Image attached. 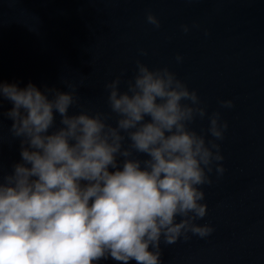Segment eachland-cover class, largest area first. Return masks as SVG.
<instances>
[{
	"label": "clouds",
	"instance_id": "1",
	"mask_svg": "<svg viewBox=\"0 0 264 264\" xmlns=\"http://www.w3.org/2000/svg\"><path fill=\"white\" fill-rule=\"evenodd\" d=\"M147 20L161 25L152 11ZM122 79L105 84L111 111H70L79 104L71 81L66 90L0 81L21 153L0 173V264H163L162 242L214 232L198 222L208 211L202 186L225 172L228 121L167 65L137 58L124 90ZM197 116L206 129L190 126Z\"/></svg>",
	"mask_w": 264,
	"mask_h": 264
},
{
	"label": "water",
	"instance_id": "2",
	"mask_svg": "<svg viewBox=\"0 0 264 264\" xmlns=\"http://www.w3.org/2000/svg\"><path fill=\"white\" fill-rule=\"evenodd\" d=\"M137 58L167 65L229 123L220 141L225 172L202 186L208 211L198 222L215 230L162 242L163 264H264V0H0V81L65 90L71 81L79 104L70 111H111L105 84L121 75L126 89ZM229 98L233 107L219 103ZM11 106L0 97V173L21 159L4 115ZM208 122L197 116L190 126Z\"/></svg>",
	"mask_w": 264,
	"mask_h": 264
}]
</instances>
